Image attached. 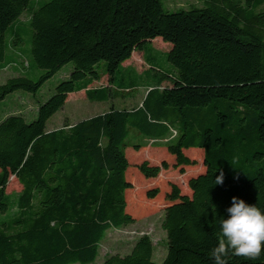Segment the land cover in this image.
I'll return each mask as SVG.
<instances>
[{
    "label": "trees",
    "instance_id": "trees-1",
    "mask_svg": "<svg viewBox=\"0 0 264 264\" xmlns=\"http://www.w3.org/2000/svg\"><path fill=\"white\" fill-rule=\"evenodd\" d=\"M30 2L0 0V69L18 71L0 84V101L17 90L35 94L65 64L72 69L38 104L35 119L15 113L0 121V264L90 263L108 230L152 212L130 181L131 132L141 138L133 149L162 146L173 157L171 164H133L151 179L142 193L163 212L167 252L154 262V244L141 234L127 253L109 254L102 264H214L217 216H226L231 198L264 209V10L248 11L241 0H203L212 5L177 12L164 11L160 0ZM26 12L29 53L43 70L35 80L18 48ZM157 37L168 45L174 74L149 66L147 43ZM135 51L149 69L125 80L123 63ZM150 70L152 84L137 106L46 129L68 94L85 90L90 101H107ZM103 76L105 86L88 87ZM187 149L203 153V170L188 176L187 192L174 182L157 185L161 171L185 174L197 165ZM221 171L223 182L214 183ZM10 177L21 186L16 193L6 191ZM227 264H264V252L256 260L229 256Z\"/></svg>",
    "mask_w": 264,
    "mask_h": 264
},
{
    "label": "rangeland",
    "instance_id": "rangeland-1",
    "mask_svg": "<svg viewBox=\"0 0 264 264\" xmlns=\"http://www.w3.org/2000/svg\"><path fill=\"white\" fill-rule=\"evenodd\" d=\"M45 1L48 0H31L29 7L36 8L37 6H39V4ZM248 1L250 0H241L243 6L247 7L248 11L252 10V12H258L264 10V0H261L262 3L257 7L256 4H254L255 0L251 1L247 6L246 2ZM160 2L162 9L166 12L188 10L192 6L200 7L205 4L209 6L212 5L211 2L204 3L203 0H160ZM27 16L28 13L26 12L22 14L20 18L23 21L21 29H19L22 42L18 44V48H21L23 51H25V56L29 62V67L26 68L25 74L31 79L35 80L39 78L43 70L35 66L29 53L31 33L29 24L26 20V18H28ZM5 39L9 43L11 39L10 35H6ZM167 49L168 45L162 42L159 37L147 43V56L151 59H149L151 62L149 66L153 67L155 70L163 71L168 74H174L175 71L172 65L166 60L165 51ZM123 66L127 69H130V72L125 75V80L134 79L132 71L139 74L149 69L144 54L138 51L132 53L130 59L124 62ZM71 69V63L65 64L50 79H48L35 94L23 90H17L7 95L2 101H0V121L5 116L15 113L23 114L27 121L35 119L36 107L38 106V104L43 103L55 93L56 84L60 80L66 79ZM153 71L154 70H152L151 72L150 70V72H148L147 74L138 76L134 81L133 89L130 92H120L118 96H114L107 101H90L86 97L85 90H80L78 92L69 94L67 96V103L62 107V109L58 110L47 120L46 129L62 126L65 120L70 123L76 122L89 116L107 111L110 107L130 109L137 106L141 102L146 91V88H144V86L146 84H152L151 73H153ZM17 74L18 71L11 67L0 69V84L4 83L8 78L16 76ZM105 85L106 77L103 76L99 81L93 82L88 87L90 89H93ZM140 141V136H134V134L131 132L126 140L128 145L130 146L125 149V155L128 159V162L131 164L128 167L131 170L130 181L135 184V188L137 189L136 194L139 198L140 196L142 197L140 199L143 200V205L145 208H151L153 210L150 213L141 214L139 216V220L134 224L108 230L100 243L96 258L94 259V261L87 264H102L105 257L109 254L127 253L135 239H137V237H139L141 234L149 235L154 244L155 252L152 256V260L154 262L161 263L166 256L167 239L165 231L161 228L163 212L159 211L160 208L157 207V203H154L156 198L153 200H148L146 199L144 192L142 193L144 188L149 187L151 179L144 178L133 166V164L141 162L143 160H148L149 163L157 164L162 159H173V157L166 151L164 152L165 154H163L162 151L157 150L162 146H151V149L149 148V153L144 150V148L137 151L133 149V147H131L132 144L140 143ZM193 150L197 149H187L186 155L191 156ZM201 160L202 156L198 158L197 165L193 166L192 171L188 172L187 174H180L177 168H169L167 171L163 172V175L158 180L159 182H157V185H162V181H164V187L167 188V186L171 182H174L180 187L182 191L185 190L188 176H193L197 174L198 171L203 170ZM169 164H171V162H169ZM198 167H200L201 170H197ZM20 188L21 186L16 181V179L10 177L8 185L6 187L7 193H16L20 190ZM163 192L164 191L162 189V192L160 193L163 194ZM135 204L137 206V210H140L141 212L145 211L144 207H142V205L140 206V203L136 202Z\"/></svg>",
    "mask_w": 264,
    "mask_h": 264
},
{
    "label": "clouds",
    "instance_id": "clouds-1",
    "mask_svg": "<svg viewBox=\"0 0 264 264\" xmlns=\"http://www.w3.org/2000/svg\"><path fill=\"white\" fill-rule=\"evenodd\" d=\"M223 178L221 171L214 183H222ZM225 213L217 216V243L210 252L214 264H227L233 255L256 260L264 252V209L233 196Z\"/></svg>",
    "mask_w": 264,
    "mask_h": 264
},
{
    "label": "crops",
    "instance_id": "crops-1",
    "mask_svg": "<svg viewBox=\"0 0 264 264\" xmlns=\"http://www.w3.org/2000/svg\"><path fill=\"white\" fill-rule=\"evenodd\" d=\"M69 95V94H68ZM67 103V99H66V102H65V104ZM74 123V122H73ZM56 128V127H55ZM50 129H54V128H49L48 130H50ZM160 147V146H159ZM149 148L151 149V146H146V147H144V150H146L148 153H149ZM141 149H143V148H141ZM157 150H159V151H162L163 152V154H165L164 152L166 151V149H165V147H160L159 149H157ZM185 153H186V150L184 151ZM192 154H194V155H192ZM192 154H191V158H194V159H196V160H198V158L200 157V156H202V151L200 150V149H197V150H193L192 151ZM147 156V155H146ZM164 156V155H163ZM199 156V157H198ZM166 160L167 161H169V162H171V163H173L172 162V160L173 159H171V158H166ZM197 170H201L200 169V167H198L197 168ZM192 171V168H186V170H185V174H187L188 172H191ZM162 173L164 172V171H161ZM199 172V171H198ZM185 192H187V189H185ZM134 224V223H133Z\"/></svg>",
    "mask_w": 264,
    "mask_h": 264
}]
</instances>
